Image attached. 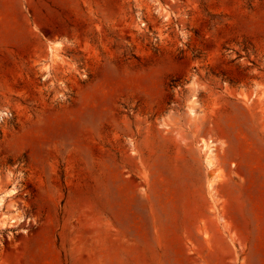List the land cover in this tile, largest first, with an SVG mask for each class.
I'll return each mask as SVG.
<instances>
[{
	"label": "rangeland",
	"instance_id": "374dc122",
	"mask_svg": "<svg viewBox=\"0 0 264 264\" xmlns=\"http://www.w3.org/2000/svg\"><path fill=\"white\" fill-rule=\"evenodd\" d=\"M73 8L0 0V264H264V0Z\"/></svg>",
	"mask_w": 264,
	"mask_h": 264
},
{
	"label": "crops",
	"instance_id": "0c3cea01",
	"mask_svg": "<svg viewBox=\"0 0 264 264\" xmlns=\"http://www.w3.org/2000/svg\"><path fill=\"white\" fill-rule=\"evenodd\" d=\"M41 1V8L43 9L41 11L42 15L47 16H57L59 14V10H62V14H72L73 13V0H40ZM72 2V3H71ZM71 10V11H69ZM46 28L51 31V34L58 32V26L56 25L53 27L52 23L50 24V27L48 24H45Z\"/></svg>",
	"mask_w": 264,
	"mask_h": 264
},
{
	"label": "bare ground",
	"instance_id": "6f19581e",
	"mask_svg": "<svg viewBox=\"0 0 264 264\" xmlns=\"http://www.w3.org/2000/svg\"><path fill=\"white\" fill-rule=\"evenodd\" d=\"M209 149V148H208ZM208 151V150H207ZM212 151V150H211ZM210 158V157H209ZM10 193H12V192H10ZM1 201V200H0ZM4 219V218H3Z\"/></svg>",
	"mask_w": 264,
	"mask_h": 264
}]
</instances>
